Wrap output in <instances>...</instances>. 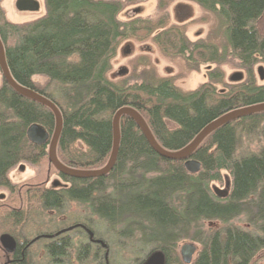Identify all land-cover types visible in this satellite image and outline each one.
<instances>
[{"label": "trees", "instance_id": "1", "mask_svg": "<svg viewBox=\"0 0 264 264\" xmlns=\"http://www.w3.org/2000/svg\"><path fill=\"white\" fill-rule=\"evenodd\" d=\"M159 1L165 8L173 0ZM189 1L218 18L219 39L191 41L190 23L171 24L168 14L123 22L121 0H44L45 14L25 23L11 22L0 0V37L13 78L48 97L62 112L57 155L63 164L81 170L103 168L113 148L114 116L126 106L143 116L163 148L177 151L226 112L264 102V83L255 70L264 64V34L256 25L264 15V0ZM128 39L152 41L165 58L180 61L183 72L216 66L209 69L205 83L188 91L177 84L180 76L159 75L149 60L146 66L152 67V74L112 79L113 59ZM229 63L244 71L241 80H226L222 66ZM36 76L48 81L40 85ZM33 124L51 137L56 126L53 111L18 93L3 78L0 189L9 195L0 198L1 233L18 241L30 239L47 232L45 219L58 215L52 212L77 203L105 221L110 252L162 251L166 264H185L180 244L193 242L201 248L190 264H260L256 259L264 250V146L246 156H239L238 148L244 136L264 140V110L212 131L191 155L201 163L197 173L189 172L183 159L159 155L136 121L122 115L113 169L100 177L79 178L60 173L49 161L66 183L60 187L35 179L14 183L9 176L20 163L39 166L49 160V141L35 145L28 139ZM225 175L231 187L221 197L211 185L223 182ZM240 217L249 229L233 223ZM209 221H219L222 227L206 229ZM98 225L90 226L100 236ZM66 242L50 247L54 257L65 255ZM16 258H21L19 248Z\"/></svg>", "mask_w": 264, "mask_h": 264}, {"label": "rangeland", "instance_id": "2", "mask_svg": "<svg viewBox=\"0 0 264 264\" xmlns=\"http://www.w3.org/2000/svg\"><path fill=\"white\" fill-rule=\"evenodd\" d=\"M19 0H2L1 5L6 11L7 18L14 23H25L36 20L45 14L44 0H33L35 8L32 10H21L18 8ZM124 3V9L119 15V19L123 22L131 19H152L156 20L164 14H168L171 24H185L190 23L188 27L187 35L191 41H197L199 39H219V20L218 18L204 10L200 5L189 0H173L165 8H161L159 0H143L135 2H127L121 0ZM260 32L264 34V15L256 22ZM143 57V58H142ZM141 58V60H140ZM148 60L154 66L155 72L161 76H180L177 79V84L184 90H195L201 84L208 80L209 69L214 68L215 64L201 65L198 70H191L188 72L182 71L180 61H173L165 58L157 49V47L148 40L145 42H138L133 39H128L122 42L118 48L116 57L113 59V68L109 73L112 79H122L124 77L130 78L139 76L140 73L148 72L152 74V67L146 66ZM264 64L260 63L256 66L255 70L257 76H259L258 69ZM136 68V70H135ZM225 71V77L228 82L236 81L234 76L236 74H242L244 77V71L239 67H236L234 63H229L222 66ZM34 81L40 85L45 84L48 78L45 76H36ZM264 83V80L259 81ZM3 83V75L0 70V87ZM264 146V140L257 137L244 136L241 140V144L238 148L239 156H246L250 153H257L261 147ZM9 176L14 183H24L35 179L36 182H45L48 187H60L66 183L59 177L55 168L50 164L49 160H45L39 166H33L29 163H20L13 168ZM226 177V178H225ZM212 189L216 188L229 191L231 187V181L228 176H224L223 182H213ZM9 192L6 189H0V198H6ZM57 213V217H47L44 222V226L49 228L47 232H39V234L54 233L61 224L70 225L78 221L88 222L89 225H97L99 223L98 231L101 237L104 239L109 238L110 233L105 229V221L97 219L89 215L87 210L77 203H70L63 207L60 212ZM235 225L241 226L244 229H249L245 223L244 217L237 218L233 221ZM63 224V225H64ZM206 229L216 230L222 227L219 221H209L206 223ZM58 231V230H57ZM4 233L0 232L1 235ZM103 235V236H102ZM32 239V238H31ZM43 241L38 242L31 250L33 264H41L42 259L46 258V253L42 249ZM188 242H183L181 246ZM199 248L200 244L195 243ZM106 245V244H105ZM1 248V247H0ZM153 253V252H152ZM2 254V253H0ZM140 255V256H139ZM150 254L142 253L138 255H131L127 251L121 252L118 249H110L105 246V258L107 257V263L113 261L115 264H143ZM45 257V258H44ZM260 264H264V250L261 251L257 259ZM106 261V260H105ZM143 262V263H142Z\"/></svg>", "mask_w": 264, "mask_h": 264}, {"label": "water", "instance_id": "3", "mask_svg": "<svg viewBox=\"0 0 264 264\" xmlns=\"http://www.w3.org/2000/svg\"><path fill=\"white\" fill-rule=\"evenodd\" d=\"M18 8L21 10H32L35 8V3L33 0H19ZM0 70L2 72L3 78L5 81L10 84L18 93L33 99L41 104L46 105L49 107L54 115L56 120V126L53 135L50 137V134L40 125L33 124L27 130V136L30 142L35 145H42L49 141V150H48V157L51 164L62 174L79 177V178H92V177H100L109 173L117 160V156L119 153L120 148V141H121V132H120V118L122 115H129L131 116L136 123L138 124L139 128L142 130L143 134L145 135L146 139L152 146V148L162 157L169 158V159H183L185 160V168L191 173H197L201 169V163L192 158L191 155L193 152L198 148V146L202 143V141L215 129L222 126L223 124L242 117L247 114L259 112L264 110V102L245 106L239 109L231 110L226 112L216 120L209 123L203 130L184 148L177 150V151H170L163 148L158 141L156 140L155 136L153 135L151 129L149 128L147 122L143 118V116L134 108L132 107H123L117 111L114 116L113 120V148L107 164L100 169L95 170H81L68 167L67 165L63 164L57 155V146L59 142V138L63 129V115L61 110L58 106L50 100L45 95L37 92L36 90L23 86L19 84L12 76L11 71L9 69L4 44L0 37ZM259 76L261 80H264V68L262 66L258 69ZM234 80H241L243 78L242 74H236ZM215 192L221 196L226 197L229 191L221 190L219 188L215 189ZM3 245L9 252H12L15 249L16 243L14 238L9 234H3L0 238ZM106 246V245H105ZM198 253V246L193 242L185 243L180 248V255L185 264H190L196 254ZM107 258V257H106ZM143 264H166L165 254L162 251H155L150 254L148 259Z\"/></svg>", "mask_w": 264, "mask_h": 264}, {"label": "flooded vegetation", "instance_id": "4", "mask_svg": "<svg viewBox=\"0 0 264 264\" xmlns=\"http://www.w3.org/2000/svg\"><path fill=\"white\" fill-rule=\"evenodd\" d=\"M12 237L16 243L12 252H9L0 240V253H2L0 254V264H15L16 261L21 264H33L31 250L40 241H43L41 243L42 249L46 253V258L42 259L41 264H105V259L107 261L105 258V239L101 235H96L89 223L85 221L68 224L54 233L36 234L32 239H25L24 241H18L16 237ZM62 240L67 241L65 243V255L62 258H60L61 256L54 257L50 247ZM18 248L21 256L19 259L16 258ZM93 257H97L96 260Z\"/></svg>", "mask_w": 264, "mask_h": 264}]
</instances>
